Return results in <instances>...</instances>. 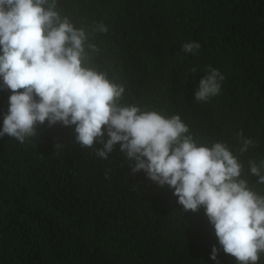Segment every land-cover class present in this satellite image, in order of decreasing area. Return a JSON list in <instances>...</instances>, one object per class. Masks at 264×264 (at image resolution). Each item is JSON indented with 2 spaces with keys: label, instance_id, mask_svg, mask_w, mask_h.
<instances>
[{
  "label": "trees",
  "instance_id": "1",
  "mask_svg": "<svg viewBox=\"0 0 264 264\" xmlns=\"http://www.w3.org/2000/svg\"><path fill=\"white\" fill-rule=\"evenodd\" d=\"M58 10L87 32L107 27L90 36L92 64L125 87L122 103L179 115L198 144L226 143L264 195L248 174L264 159V0H58ZM193 41L198 54L184 53ZM209 67L221 90L197 102ZM11 94L0 79V129ZM74 127L46 121L24 143L0 138V264H236L203 207L184 212L173 189L133 174L119 144L107 159L82 149ZM241 132L254 142L243 155Z\"/></svg>",
  "mask_w": 264,
  "mask_h": 264
},
{
  "label": "clouds",
  "instance_id": "2",
  "mask_svg": "<svg viewBox=\"0 0 264 264\" xmlns=\"http://www.w3.org/2000/svg\"><path fill=\"white\" fill-rule=\"evenodd\" d=\"M107 31L102 22L91 32L77 28L61 15L58 0H0V79L12 93L0 138L7 135L24 143L37 138L38 126L47 121L49 126H75L74 143L93 149L100 159H107L119 144L133 174L143 170L158 186L173 189L184 212L205 209L219 245L236 264H259L264 255V195L250 187L243 163L226 143L198 144L179 115L122 103L125 87L92 64L99 48L90 36ZM200 47L193 41L181 50L196 55ZM223 79L209 67L195 101L218 95ZM237 135L243 155L254 142L242 132ZM63 146L55 145L56 150ZM248 165V174L264 185V159L259 164L249 160ZM218 252L213 246L212 260Z\"/></svg>",
  "mask_w": 264,
  "mask_h": 264
}]
</instances>
